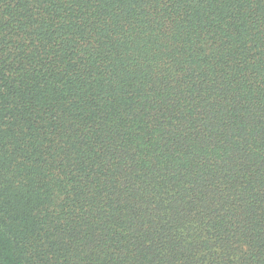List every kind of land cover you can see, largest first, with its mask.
I'll return each mask as SVG.
<instances>
[{
    "label": "trees",
    "instance_id": "16d2710c",
    "mask_svg": "<svg viewBox=\"0 0 264 264\" xmlns=\"http://www.w3.org/2000/svg\"><path fill=\"white\" fill-rule=\"evenodd\" d=\"M0 264H264V0H0Z\"/></svg>",
    "mask_w": 264,
    "mask_h": 264
}]
</instances>
